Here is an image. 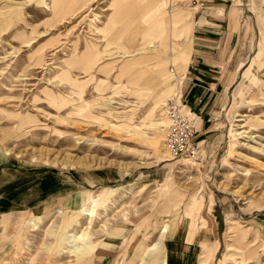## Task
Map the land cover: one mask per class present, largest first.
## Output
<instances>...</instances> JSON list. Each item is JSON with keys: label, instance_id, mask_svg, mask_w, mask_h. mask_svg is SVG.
Listing matches in <instances>:
<instances>
[{"label": "rangeland", "instance_id": "obj_1", "mask_svg": "<svg viewBox=\"0 0 264 264\" xmlns=\"http://www.w3.org/2000/svg\"><path fill=\"white\" fill-rule=\"evenodd\" d=\"M162 1L0 0V264H264V0ZM221 3L229 84L171 158L162 107Z\"/></svg>", "mask_w": 264, "mask_h": 264}, {"label": "crops", "instance_id": "obj_2", "mask_svg": "<svg viewBox=\"0 0 264 264\" xmlns=\"http://www.w3.org/2000/svg\"><path fill=\"white\" fill-rule=\"evenodd\" d=\"M219 7L221 13L218 15L205 14L199 21H195L190 51L181 77L182 81L180 80L181 84L179 83L180 86H178L179 100L191 111L196 120L197 132L194 137L201 135L204 137L210 131V121L222 105V95L230 80V44L233 32L228 21L226 22V14L224 15L226 3H221ZM218 12H220L219 9H217ZM157 13L162 14L163 9ZM256 55L257 52L253 57L256 69H261L262 63L259 65L260 58L256 59ZM238 65L241 66L242 63ZM196 143L199 147L200 140ZM1 208L6 209L0 203ZM209 234L210 237H204L203 240L205 245L210 246L211 243L210 247H213L210 258L212 259L217 251L218 241L215 232ZM212 234L213 241L210 242ZM193 249L194 247L188 250L189 258H193ZM203 250L200 252L197 264L210 263L203 261ZM180 261L171 260L170 264H180Z\"/></svg>", "mask_w": 264, "mask_h": 264}, {"label": "built area", "instance_id": "obj_3", "mask_svg": "<svg viewBox=\"0 0 264 264\" xmlns=\"http://www.w3.org/2000/svg\"><path fill=\"white\" fill-rule=\"evenodd\" d=\"M181 105L169 100L162 107L167 118L166 133L163 146L171 156H193L198 150L194 135L196 133V120L191 113L183 111Z\"/></svg>", "mask_w": 264, "mask_h": 264}, {"label": "bare ground", "instance_id": "obj_4", "mask_svg": "<svg viewBox=\"0 0 264 264\" xmlns=\"http://www.w3.org/2000/svg\"><path fill=\"white\" fill-rule=\"evenodd\" d=\"M166 1V0H165ZM152 4V5H154L155 7H154V10H157V9H159L161 6H163L164 5V2L162 1V0H150V2H149V4ZM147 5H148V3H147ZM146 5V6H147ZM146 6H142L141 5V7L142 8H144V7H146ZM160 10V9H159ZM152 12H154L153 11V9H152ZM177 103V102H176ZM181 106H182V108H183V105L181 104ZM183 111H185V112H187V113H191V111H186L185 109L183 110ZM192 114V113H191ZM196 131H197V128H196ZM165 133H166V130H165ZM195 136V135H194ZM196 143V142H195ZM197 144V143H196ZM198 145V144H197ZM198 150H199V147H198ZM198 150H197V152H196V154L198 153ZM196 154H194L193 156H186V155H178V156H171V158H176V157H180V156H183V157H190V158H193V157H195L196 156ZM190 158H187V159H190ZM93 204H92V206L91 207H87V208H84L83 210L84 211H89L90 209H91V213H89V214H93V207L96 205V201L95 200H93V202H92ZM68 224V223H67ZM65 227V226H64ZM174 232V231H173ZM178 232V231H177ZM63 233V232H62ZM172 234V233H171ZM176 235H177V233H175ZM184 235V234H183ZM82 236V234L81 235H79V236H75V239H79L80 237ZM172 236V235H171ZM176 239V238H175ZM167 244V246H168V243H166ZM170 244V243H169ZM171 244H172V242H171ZM169 247H170V245H169ZM150 249V248H149ZM173 249V248H172ZM146 251V255L149 257V260L151 259V254L153 253V252H148V250H145ZM169 251V250H168ZM171 251V250H170ZM170 253V252H169ZM164 264H165V262H164Z\"/></svg>", "mask_w": 264, "mask_h": 264}]
</instances>
